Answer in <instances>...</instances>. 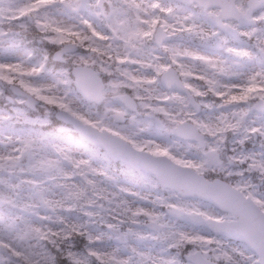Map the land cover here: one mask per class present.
Instances as JSON below:
<instances>
[{
	"label": "snow or ice",
	"instance_id": "obj_1",
	"mask_svg": "<svg viewBox=\"0 0 264 264\" xmlns=\"http://www.w3.org/2000/svg\"><path fill=\"white\" fill-rule=\"evenodd\" d=\"M0 264H264V0H0Z\"/></svg>",
	"mask_w": 264,
	"mask_h": 264
}]
</instances>
